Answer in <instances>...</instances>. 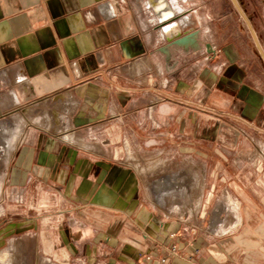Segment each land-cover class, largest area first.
Returning <instances> with one entry per match:
<instances>
[{"label":"crops","instance_id":"0c3cea01","mask_svg":"<svg viewBox=\"0 0 264 264\" xmlns=\"http://www.w3.org/2000/svg\"><path fill=\"white\" fill-rule=\"evenodd\" d=\"M236 1L263 54L232 0H0V264H17V255L30 252L23 245L30 229L36 254L61 253L55 238L84 246L98 234L144 231L138 210L146 198L137 171L107 151L74 145L71 126H133L136 140L143 130L150 142L196 141L202 157L209 155L206 142L229 138L248 147L237 153L245 164L261 159L264 173V0ZM51 98L63 112L56 122L38 111L23 115ZM30 122L40 130L30 132ZM32 184L42 200L30 219ZM204 184L205 171L200 197ZM45 191L55 196L52 214ZM226 201L215 224L230 203L239 210ZM110 214L117 215L112 225ZM50 219L57 236L47 246ZM137 237L133 252L151 251L150 236ZM18 238L22 244L14 246ZM243 253L241 264H264L263 248ZM231 260L196 264H238Z\"/></svg>","mask_w":264,"mask_h":264},{"label":"rangeland","instance_id":"374dc122","mask_svg":"<svg viewBox=\"0 0 264 264\" xmlns=\"http://www.w3.org/2000/svg\"><path fill=\"white\" fill-rule=\"evenodd\" d=\"M60 108L59 100L51 98L27 107L24 109L23 115L27 114L30 118V116H36V111H38L41 118L43 115L45 118V114H49L52 121L56 122L59 114H63L62 108L61 110ZM113 113L114 119H125L121 115H116V112ZM195 113H192L193 117L196 116ZM71 127L75 134L74 145L93 151H107L109 156L114 157V160L124 162L137 171L144 189L143 196L146 198L137 210L140 212L141 222L146 225L145 229L143 228L144 231H125L121 237H111L115 235L116 231H110L109 238L101 237L98 234L84 246L75 244L72 239L65 244L63 240L59 242L60 240L55 238L62 250L59 254L34 253L37 240L35 229H30L32 233L29 237L23 238V245L27 246L30 252L17 255V264H155V262L161 264L163 259H166V264H171L172 261L169 262L171 258L175 261L174 264H196L202 260L211 263L214 257H219L222 261H228L231 258L233 260L231 263L241 264L246 258L243 253L246 249L258 248L260 250L263 248L264 250V173L261 172L262 162L261 159L254 158L251 164H245L246 159L237 154L241 149H248L243 146V142L228 141L229 138L216 143L206 142L204 151L209 155L202 157L198 155L196 141L175 140L168 143L158 139L157 142H150L147 138L145 139L148 133L142 135L145 133L143 130L142 138L136 140L134 135L140 133L133 126H121L114 122V124L106 125L103 128L86 127L85 125ZM13 128L15 130L16 126ZM43 129L45 132L54 133L62 138V134L56 132L54 128L47 129V126L43 124ZM157 129L159 134L160 128ZM35 130L40 129L30 122L29 131ZM206 133L211 134L212 129L209 128ZM124 136L127 138L125 139ZM200 150H203L202 146ZM262 150V146L258 144L259 154H262ZM1 155L0 153V159ZM217 167H220L218 168L220 172L216 171ZM203 171H205V184L203 195L200 197L197 189L199 182L201 184L203 179ZM178 173H183L187 178L194 179L192 193L190 196L172 200L174 202L171 201L168 208L163 209L155 202L153 184L161 178ZM31 187L28 208L25 209L28 211L30 219L36 217L37 202L42 200L40 198V201H37L35 185L32 184ZM245 187L251 191L246 190ZM45 192L49 194V199L45 198L49 207L47 212L52 214L51 209L55 196L52 195V191ZM245 193L249 199L245 198ZM241 197L249 202L246 204L248 206L240 203L241 201L237 198ZM227 198L230 202L238 203L239 210L235 212L234 205L231 203L227 205L221 224L216 226L214 219L218 215L217 208L222 205L226 206ZM245 206L248 207L247 210ZM147 211L156 215L155 222L151 219L149 221ZM116 218V214H110L109 223L112 225ZM238 218L243 220L234 227ZM55 223L53 219H50L48 225L53 228ZM56 231L53 228L48 232L50 236L46 239L47 246L53 245V236L54 234L57 236ZM150 231L156 236H152ZM137 235L150 236L146 237V240L151 242V245L147 242L152 247L151 251L133 252V244L138 238H142ZM20 241V238L14 239L12 244L19 246L22 244ZM57 244L55 243V245ZM174 248L176 252H174ZM148 257L151 258L148 259Z\"/></svg>","mask_w":264,"mask_h":264},{"label":"bare ground","instance_id":"6f19581e","mask_svg":"<svg viewBox=\"0 0 264 264\" xmlns=\"http://www.w3.org/2000/svg\"><path fill=\"white\" fill-rule=\"evenodd\" d=\"M169 29H170L169 32L173 31L172 28H169ZM4 132L7 133V130L5 131V127H4ZM193 180L194 179L191 177L187 178V176L183 173H178V174L168 175L167 177L161 178L157 180L156 182L154 181L155 183L153 182L154 183L153 192H154L156 204L159 207L166 209L168 208L172 200L175 201L179 197H187L188 195L190 196L191 195L190 186L192 185L191 183ZM221 213L223 214L224 211ZM221 222L222 220L220 222L217 221L216 225L221 224Z\"/></svg>","mask_w":264,"mask_h":264},{"label":"water","instance_id":"95a60500","mask_svg":"<svg viewBox=\"0 0 264 264\" xmlns=\"http://www.w3.org/2000/svg\"><path fill=\"white\" fill-rule=\"evenodd\" d=\"M232 2L234 3V5L236 6V8L238 9V11L240 12V14L242 15V17L244 18V20L247 22V24L249 25V28L251 29L252 33H253V36H254V39H255V42L259 48V50L261 51V53L263 54L262 52V49H261V46H260V43L258 41V38L248 20V18L246 17L245 13L243 12V10L241 9L240 5L238 4V2L236 0H232Z\"/></svg>","mask_w":264,"mask_h":264},{"label":"built area","instance_id":"2783aa9c","mask_svg":"<svg viewBox=\"0 0 264 264\" xmlns=\"http://www.w3.org/2000/svg\"><path fill=\"white\" fill-rule=\"evenodd\" d=\"M174 252H176V249L175 248H174ZM150 258L151 257H148V259H150ZM161 262H162L161 264H166L167 263L166 259H163Z\"/></svg>","mask_w":264,"mask_h":264}]
</instances>
